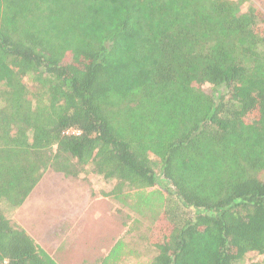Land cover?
Returning a JSON list of instances; mask_svg holds the SVG:
<instances>
[{
  "label": "trees",
  "instance_id": "obj_1",
  "mask_svg": "<svg viewBox=\"0 0 264 264\" xmlns=\"http://www.w3.org/2000/svg\"><path fill=\"white\" fill-rule=\"evenodd\" d=\"M246 1L0 0V264H58L11 217L50 170L88 169L127 218L83 264H264V12Z\"/></svg>",
  "mask_w": 264,
  "mask_h": 264
},
{
  "label": "rangeland",
  "instance_id": "obj_2",
  "mask_svg": "<svg viewBox=\"0 0 264 264\" xmlns=\"http://www.w3.org/2000/svg\"><path fill=\"white\" fill-rule=\"evenodd\" d=\"M241 8L244 12L254 8L264 12V0H247ZM26 82L29 87H33L31 80L27 79ZM203 90L210 95L213 94V89L209 84H205ZM81 175L83 176L82 180H78L77 178L74 179V177L66 178L63 174L50 170L45 175V178L38 184L31 198L32 200L36 199L35 203L39 205H43L39 200L45 203V205L41 207L39 214L41 217H49V223L54 226V232L63 230V237L61 239L58 237L53 240H60L64 242L65 245L70 246L85 240V242L89 244H96L103 240L107 242L108 240L106 238L109 236V245L106 243L105 247L108 245L110 249L114 241L125 232L124 224L126 223L127 213L125 211H120V209L109 200V204H107L104 198V203H106L107 206H105V204L101 205V209H104L103 219L98 221L99 219L97 218L98 220H95V213L92 210V206H88L89 204L86 200H77L75 194L77 191L88 192L89 188L101 193L102 191L111 189L114 182L106 181L102 177L92 174L90 169L86 170V172ZM261 178H264V173L261 174ZM162 184L166 185L164 183ZM168 187L170 188V186ZM54 197H56V200H54ZM53 202H58V205L68 206L65 211L63 208L56 210L55 205L54 207L49 205L51 203L53 204ZM78 203H80V205L76 208V204ZM187 212L192 213L193 211ZM59 215L62 216L60 220L59 218L61 216ZM63 218H65V220H63ZM31 225L33 226V224ZM42 226L45 225L42 224ZM33 228L37 229L42 227H40V225H34ZM57 235H59V233H57ZM105 247L104 249H106ZM261 260L262 257L257 254L249 253L242 264H251L252 262ZM78 264L83 263L80 262Z\"/></svg>",
  "mask_w": 264,
  "mask_h": 264
},
{
  "label": "crops",
  "instance_id": "obj_3",
  "mask_svg": "<svg viewBox=\"0 0 264 264\" xmlns=\"http://www.w3.org/2000/svg\"><path fill=\"white\" fill-rule=\"evenodd\" d=\"M48 173V172H47ZM46 173V174H47ZM45 174V175H46ZM45 176L43 177V179ZM78 180H82L83 176L80 175L76 177ZM42 179V180H43ZM75 179V178H74ZM41 180V181H42ZM40 181V182H41ZM77 182V181H76ZM38 186V185H37ZM34 194V191L32 195ZM32 195L28 198V200L21 206L19 209L15 210L12 214V220L25 229L27 233L35 239V241L58 263V264H78V263H85V262H94L97 259L106 256L109 252V236L106 238L108 241L105 242L103 240L102 242H98L96 244L88 242H81L77 244H73L70 246H67L64 244V242L55 241L53 239H57L58 237L61 239L63 237V230H58L57 232H54V226H52L49 223V217H41L39 212L41 211V207L45 205L44 202L39 200L40 203L43 205H39L35 203V200H32ZM100 195V196H99ZM75 197L77 200H86L88 202V206H92V210L94 211V217L95 220L98 221L103 219V213L104 209H101V205L104 203V197L101 195V193L93 191L89 188L88 192L85 191H77L75 194ZM100 197V198H99ZM31 198V199H30ZM106 199V198H105ZM54 200H56V197H54ZM105 202L108 203V200L106 199ZM56 203V204H55ZM53 202V204H49L50 206L55 205L56 210L62 209L65 211L66 207L68 205H58V202ZM80 203L76 204V208ZM72 209V208H71ZM107 214V210H106ZM61 216V215H59ZM99 216V217H98ZM62 219V216L59 218V220ZM65 220V218H63ZM103 222V221H102ZM40 225L42 228H33L31 225ZM45 225V226H42ZM59 233V235H57ZM106 243L108 244L106 247ZM104 247L106 249H104Z\"/></svg>",
  "mask_w": 264,
  "mask_h": 264
},
{
  "label": "built area",
  "instance_id": "obj_4",
  "mask_svg": "<svg viewBox=\"0 0 264 264\" xmlns=\"http://www.w3.org/2000/svg\"><path fill=\"white\" fill-rule=\"evenodd\" d=\"M68 133H72L73 135H78V134H79V131L71 130V131H69ZM68 133H67V134H68Z\"/></svg>",
  "mask_w": 264,
  "mask_h": 264
}]
</instances>
